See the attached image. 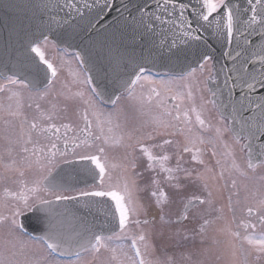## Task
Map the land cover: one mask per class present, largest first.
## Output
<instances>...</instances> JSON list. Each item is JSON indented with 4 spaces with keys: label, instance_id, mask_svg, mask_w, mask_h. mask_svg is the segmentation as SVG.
I'll list each match as a JSON object with an SVG mask.
<instances>
[{
    "label": "snow or ice",
    "instance_id": "1",
    "mask_svg": "<svg viewBox=\"0 0 264 264\" xmlns=\"http://www.w3.org/2000/svg\"><path fill=\"white\" fill-rule=\"evenodd\" d=\"M129 3L121 8L115 0L102 5L93 0L85 7L95 8L98 16L127 12L133 25L148 33L157 24L167 26L174 39L166 50L163 41L160 50L149 49L160 61L186 60L191 42L202 41V31L225 42L229 50L222 55L234 62L229 73L237 75H226L224 86L230 103L241 88V119L235 106L233 123L223 116L216 124L207 119V105H216L211 89L212 98L200 95L197 103L200 84L215 82L213 57L206 51L179 81L147 75L143 54L133 51L126 61L109 56L100 71L105 78L112 75L111 94L107 86L94 84L92 69L84 67L88 61L77 51L79 71L69 74L87 92H73L68 83L57 89L60 71L71 62L47 55L49 48L58 51L48 33L55 24L71 38L77 15L83 19L84 13L75 0L45 4L53 14L41 18L38 35L13 25L3 40L2 54L33 63L44 88L30 92L25 104L23 90L36 87L32 79L13 74L0 83V93L6 94V102L0 100V264H264V143L258 151L253 146L264 140V95L255 105L259 120L243 116L255 111L243 106L244 89L264 91V0H245L244 6L234 0H154V7L144 0L131 8ZM61 11L65 15L58 19ZM175 37L187 39L178 44ZM18 41H23L19 48ZM234 41L239 50L231 49ZM102 103H110L112 111L104 113ZM25 107L34 109L31 118ZM70 108L82 126L56 122L66 119ZM80 182L86 187H76ZM145 191L147 201L140 196ZM224 192L226 203H219ZM68 202L88 210L106 206L105 225L97 231L84 222L66 224L68 210L59 206Z\"/></svg>",
    "mask_w": 264,
    "mask_h": 264
},
{
    "label": "water",
    "instance_id": "2",
    "mask_svg": "<svg viewBox=\"0 0 264 264\" xmlns=\"http://www.w3.org/2000/svg\"><path fill=\"white\" fill-rule=\"evenodd\" d=\"M57 0H0V72L4 75L15 74L19 78L32 79L33 83L36 85L35 88L44 86L42 82H39L37 77L36 68L30 61L25 60L20 57L18 60L15 55L12 59H8L2 54L3 40L8 34L9 27L15 25L17 30L23 29L29 35L36 33L38 35L36 26L39 25L41 18L45 21L48 20L52 12L46 10L43 6L45 4L52 5L56 3ZM60 4L64 3V0H58ZM78 7H80L84 13V18L81 19L77 15L78 27L75 29L71 38L66 35H61L62 30L56 28L53 24V32L48 33L49 38L54 40L59 46H64L69 50L80 51L85 59L88 61L85 64L86 68H91V74L93 75L94 84H101L107 86L108 94H111V84L112 79L111 73L107 78L104 77L103 72L100 71L102 68L108 66V58L112 57H123L126 61L128 56L133 51L136 56L144 55L145 60L141 61L146 69H151L155 71H167L172 73L183 72L185 70L191 69L197 66L199 59V53L201 51H206L209 55L213 57L212 68L215 75V82L208 83V89L215 91L217 93L215 108L218 113L226 118L228 123H233L232 121V108L235 106L237 108V120L241 119L240 111V100H241V88L238 87L233 93L232 102H229L228 88L224 86V79L226 75H232L235 77L236 72L229 73V69L233 67V61L228 57L222 55L226 50H229V46L220 39L215 38L210 34V32L201 33L203 39L199 42V46L196 42H191V47L188 49L189 56L186 60L176 63H168L167 61H160L158 59H153L149 56V49L152 51H158L161 42H164V50H166L167 45L172 42L174 36L172 32L167 31V26H160L157 24L154 33L144 32L142 28L133 25L132 19L127 12L120 13L115 10L111 11V14L107 13L102 15H96V9L89 10L85 7L86 3H93V0H75ZM104 0H100L101 5ZM144 0H115V4L118 7L123 6L124 3H129V7H132L133 3H142ZM149 3L154 5V0H148ZM178 2L188 3L189 0H178ZM197 0H191V4H196ZM234 2H239L242 6L245 5V0H234ZM76 15L75 13H73ZM135 14V13H133ZM65 13L61 11L59 13L58 19L64 17ZM91 21V24L88 22ZM2 25H6V30L2 29ZM163 28V30H162ZM71 32L72 29H69ZM177 43H180L181 37H175ZM204 40H207V44H204ZM23 41L15 42L17 48ZM243 41L241 40V44ZM233 50L236 49L235 41L230 46ZM234 54V51H233ZM237 63V67H238ZM259 67V65H257ZM43 66H41V69ZM223 68V71H221ZM231 86V82L229 87ZM117 92L116 94H118ZM244 99L243 106L245 108L255 109V105L260 102V96L264 95V91H257L255 93H248L244 89ZM251 96V104L247 96ZM107 98V96L105 97ZM212 98V97H211ZM223 105H227L224 107ZM244 117L255 116L256 120H259V110L243 112ZM252 123V121H249ZM240 123H235L234 127L237 131L240 130ZM264 143V140L253 141L254 148L258 151V145ZM65 168V175H69V168L67 166H62ZM61 210L64 207L68 210V215L66 217V224L79 225L81 222L95 225L97 231L105 225L106 220L104 216V211L106 206H101L99 208H93L88 210L82 207L81 204L76 202H68L66 205L59 206ZM29 232L32 235H38V233ZM107 234V233H106Z\"/></svg>",
    "mask_w": 264,
    "mask_h": 264
},
{
    "label": "flooded vegetation",
    "instance_id": "3",
    "mask_svg": "<svg viewBox=\"0 0 264 264\" xmlns=\"http://www.w3.org/2000/svg\"><path fill=\"white\" fill-rule=\"evenodd\" d=\"M53 52H54V53H50V57H52V56L63 55V56H64V59H65L66 61H70V60H71V62H72V65H70V66L65 65V67L60 71L59 76H58L57 81H56V84H60V87H61V84H62V83H68V84H69V87H72L71 89H72L73 92H74V91H77L78 89H83V90H85V91L87 92V88H86L84 85H79V84H73V83H72V81H73L74 79H76V77H74V76H72V75L69 74V73H70V70H76V71H79V68H78V66H77V63L75 62V60H74V58H73V57H74V53H71V52H68V51H66V50L59 49V48H58V51H57V50H54ZM65 53H66V54H65ZM57 63H59V60H58V59H57ZM187 72H188V71H187ZM187 72H184V73H182V74H178V75H173V74H167V73H153V72H149V71H147L146 74L152 76V77H153L154 79H156V80H169V79H176L177 81H179V77H180L181 75H186ZM203 75L206 76V75H207V72H205ZM197 76L199 77V79H200L201 81L203 80V76H201L199 72H197ZM3 78H4V76L0 75V83H4V82H5ZM182 83H183V82H179L175 87L179 88L180 85H181ZM43 88H44V87H43ZM43 88H41V89H30L28 92H29V93H30V92L35 93V92H37V91H42ZM200 88H202L203 91H202V92L198 91V92L196 93V96H197V103H198V104L200 103V100H199V96H200V95H203V96L205 97V100L210 99V94H209V92H208L207 85L205 86L204 84L201 83V84H200ZM23 94H24V92H23ZM5 95H6V94H2V93H0V97H4V98H5ZM24 95H25V94H24ZM27 95H28V94H27ZM24 97H25V96H24ZM105 99H106V98H105ZM1 100H2V99H1ZM5 102H6V101H5ZM27 102H28V101L26 100V101H25V104H27ZM41 103H45V102L42 101ZM121 103H122V104H123V103H126V101H124V100L122 99ZM207 107H208V111L205 113V117H206L207 119H210V120L212 121L213 124H216L217 121L220 119V115H219V114L217 113V111L215 110V106L209 104V105H207ZM100 108H101V110H102L104 113H107V112L112 111V105H111L110 103H102V104L100 105ZM24 111H25V113L29 116V118H31V116L35 114V113H34V109H29V108H27V107H25ZM56 122H57L58 124L61 123V122H71V123L73 124L74 127L82 126V123H83L82 120L79 118V116H77V115L75 114V109H74V108H70V109H69V112H68V115H67V118H66V119H63V120H57ZM225 123H226V122H225ZM61 132L63 133V129H61ZM69 135H71V133H70ZM228 135H231V134L229 133ZM226 138H227V136H226ZM189 156H190V154H186V155H185V159H186V160L189 159ZM237 158H238V162L241 163V164L243 165V163H244V157H243V154L237 152ZM173 163H174V161H173ZM211 163L214 164V163H215L214 160L211 161ZM262 171H264V170H262ZM82 187H86V185H85L83 182H82V185H80V187H78V188H82ZM243 195H244V193L242 192V193H241V198H243ZM140 196H141L142 199H144L145 201H147V199H148V197H149V193H148L147 191H145V192H143V193H140ZM226 197H227V192L222 193V199L219 200L218 202H219V203H226ZM204 207H206V206H204ZM176 210H177V211L179 210V206H177ZM227 215H228V217H229V219H230L232 214H231V213H228ZM242 215H243V213H242V212L239 210V208H238V210H237V212H236V216H237V218H238V219L241 218ZM218 224L223 225V221L218 222ZM233 228H235V225H233Z\"/></svg>",
    "mask_w": 264,
    "mask_h": 264
},
{
    "label": "rangeland",
    "instance_id": "4",
    "mask_svg": "<svg viewBox=\"0 0 264 264\" xmlns=\"http://www.w3.org/2000/svg\"><path fill=\"white\" fill-rule=\"evenodd\" d=\"M55 49H51V48H49L48 49V52H47V55L50 57V53H54L53 51H54ZM70 62H71V60H70ZM67 66H70V65H72V62L70 63V64H66ZM55 87L57 88V89H59L60 88V84H56L55 85ZM70 88H72V87H70ZM29 90H23V92H24V96H25V101L27 100V97H28V95H29V92H28ZM28 94V95H27ZM5 100V98L4 97H0V100ZM6 101V100H5Z\"/></svg>",
    "mask_w": 264,
    "mask_h": 264
},
{
    "label": "bare ground",
    "instance_id": "5",
    "mask_svg": "<svg viewBox=\"0 0 264 264\" xmlns=\"http://www.w3.org/2000/svg\"><path fill=\"white\" fill-rule=\"evenodd\" d=\"M1 27H2V29H5L6 30V25H2Z\"/></svg>",
    "mask_w": 264,
    "mask_h": 264
}]
</instances>
